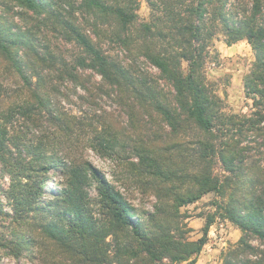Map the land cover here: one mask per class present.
<instances>
[{
	"label": "trees",
	"instance_id": "obj_1",
	"mask_svg": "<svg viewBox=\"0 0 264 264\" xmlns=\"http://www.w3.org/2000/svg\"><path fill=\"white\" fill-rule=\"evenodd\" d=\"M144 1L146 20L139 0H0V175L10 181L0 188L9 207L0 208V226L10 235L0 237V250L19 259L29 241L18 230L50 214L57 221L43 232L78 246L90 264L111 263V247L117 264H195L213 218L189 241L180 208L214 193L223 218L242 233L222 264H264V0ZM218 39L228 46L246 40L252 49L247 113L226 111L207 76V66L219 62ZM63 44L76 50L69 62ZM139 58L156 73L141 71ZM85 72L99 76L95 88L115 99L127 129L111 134L50 107L48 75L89 88ZM86 126L95 152L134 156L123 166L156 200L145 220L105 176L63 164L64 145ZM51 168L58 180L68 176L54 203L41 200L54 183ZM91 181L107 226L85 205ZM59 202L65 206L56 211ZM109 235L115 243L106 248Z\"/></svg>",
	"mask_w": 264,
	"mask_h": 264
},
{
	"label": "rangeland",
	"instance_id": "obj_2",
	"mask_svg": "<svg viewBox=\"0 0 264 264\" xmlns=\"http://www.w3.org/2000/svg\"><path fill=\"white\" fill-rule=\"evenodd\" d=\"M138 16L142 20L149 17V8L144 0H139ZM213 43L218 52L219 62L217 65L210 64L207 66V76L214 84L216 93L223 100L226 111L230 113H247L250 102L245 98L244 78L254 60L252 49L246 40L236 42L230 46L226 45L222 39L214 40ZM75 52L76 50L72 49L70 44H63L61 53L63 59L67 62L74 57ZM113 53H117L119 58L124 59L123 52L115 50ZM136 64L141 71L150 74L156 73V70L142 58H139ZM35 72L47 77L45 69L42 71L36 69ZM84 74L88 77L87 85H89V88H84L81 84L78 85L71 80H59L57 73L48 75L49 79L46 78L48 85L55 88L50 96V107L80 118L85 124L92 123L93 127L98 122L104 124L111 134L121 132L122 128L127 129V116L116 104L115 99L111 95H107L106 92L104 93L103 90L101 92V90L95 88L96 85L101 84L99 76L91 72H85ZM29 76H32V73H29ZM35 80L36 77L32 76V81ZM92 140L91 127L86 126L82 132L77 133L71 143L64 145L62 151L63 164L67 167L78 165L90 174L98 172V174L105 176L132 204L137 217L141 220L148 218L153 212L156 200L152 195L144 194L133 183L123 166L125 162L122 160L133 159L134 156L128 151L113 155H100L92 149ZM67 178L68 176L65 174L58 180L55 171L52 168L49 169L47 172L48 183H54L42 191L41 200L54 203L55 197L51 199V196L59 195L61 190H65ZM9 182L7 175H0L1 189L7 188ZM94 186L91 181L85 188L87 193L85 205L90 206L94 218L101 225L107 226L109 222L106 213L99 210L96 204ZM219 202L218 196L210 193L197 202L180 208V213L188 217L183 220V223H186V228L190 230L186 235L189 241H196L201 238L207 218L209 216L213 218L212 225L208 229L206 244L197 256L195 264H222L225 253L242 236L241 231L236 226L223 218L222 210L217 208ZM0 204L1 209L9 211L7 202L1 195ZM63 206H65L63 202L57 203L55 205V208L57 207L56 211ZM56 217V215L48 214L38 219L34 218L29 228L25 227L23 230H18L19 232H25L26 239L29 241L27 248L23 250L19 259L0 250V264H90L89 261L87 263L81 257L78 246L70 242L66 244L58 243L43 232L42 225L55 221ZM7 222L4 224L7 225ZM3 236L10 237L0 226V237ZM64 240L69 241V239ZM114 243L112 235L105 238L106 248H108V245L113 246ZM252 244L257 245L255 241ZM113 251L114 249L111 247L109 258L112 262L105 261L104 264H117L112 259Z\"/></svg>",
	"mask_w": 264,
	"mask_h": 264
}]
</instances>
